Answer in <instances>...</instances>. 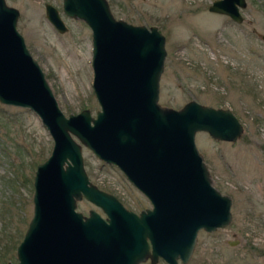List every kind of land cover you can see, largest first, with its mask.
<instances>
[{"label": "water", "instance_id": "water-1", "mask_svg": "<svg viewBox=\"0 0 264 264\" xmlns=\"http://www.w3.org/2000/svg\"><path fill=\"white\" fill-rule=\"evenodd\" d=\"M208 11L242 22L247 0H211ZM108 0H62L63 12L92 30V86L100 109L67 117L56 102L40 63L17 29L19 10L0 0V102L30 108L53 137L50 156L36 164L33 215L17 245V264H139L160 256L167 264L189 261L197 231L231 221V198L212 184L198 148L197 131L236 141L243 130L229 108L189 100L161 105L160 75L165 36L151 25L115 18ZM46 18L67 27L59 10L45 4ZM116 165L150 199L139 213L92 184L82 145ZM96 210L76 209L83 198ZM9 264H12L9 262Z\"/></svg>", "mask_w": 264, "mask_h": 264}, {"label": "rangeland", "instance_id": "rangeland-1", "mask_svg": "<svg viewBox=\"0 0 264 264\" xmlns=\"http://www.w3.org/2000/svg\"><path fill=\"white\" fill-rule=\"evenodd\" d=\"M19 10L17 30L43 68L61 111L95 116L100 109L92 89V30L63 12L62 0H5ZM59 10V31L46 17L45 4ZM115 18L165 36L160 77L161 105L179 108L189 100L229 108L243 125L236 141L195 137L212 184L231 198V221L211 232L200 229L189 261L178 264H264V0H247L242 22L208 11L211 0H108ZM53 137L30 108L0 102V264H17V245L33 215L36 164L53 148ZM82 145L92 184L116 195L135 213L149 199L116 165ZM76 209H101L86 198ZM146 259L139 264H147ZM149 262V261H148ZM155 264H167L161 259Z\"/></svg>", "mask_w": 264, "mask_h": 264}, {"label": "flooded vegetation", "instance_id": "flooded-vegetation-1", "mask_svg": "<svg viewBox=\"0 0 264 264\" xmlns=\"http://www.w3.org/2000/svg\"><path fill=\"white\" fill-rule=\"evenodd\" d=\"M91 183H92V182H91ZM96 185H97V184H96ZM99 188H100V187H99ZM100 189H101V188H100ZM101 190H102V189H101ZM102 191H104V192L106 191L107 193L112 194V193H110L109 191H107V190H105V189L102 190ZM139 191H140V189H139ZM140 192H141V191H140ZM142 193L144 194V192H142ZM112 195H113V194H112ZM113 196L116 197V198L118 199V197H117L116 195H113ZM144 196H145L146 198H148L147 195L144 194ZM84 198H85V197H84ZM148 199H149V198H148ZM87 200H88V199H87ZM118 200H119V199H118ZM149 200H150V199H149ZM119 201H120V200H119ZM90 202H91V201H90ZM149 202H150V201H149ZM120 203H121V201H120ZM91 204H92V203H91ZM121 204H122V203H121ZM92 205H93V204H92ZM96 206H97V205H96ZM123 206H124V205H123ZM98 207H99V206H98ZM124 207H125V206H124ZM99 208H100V207H99ZM125 208H127V207H125ZM148 208H152V207H147L146 209H141L140 211H142V210L146 211ZM90 209H92V208H90ZM90 209L88 210L87 213H85V214L82 213V216H84V217H85V216H88V215L90 214ZM100 209H101V208H100ZM128 209H130V208H128ZM131 210H132V209H131ZM133 211H134V210H133ZM140 211H138L137 213H139ZM81 212H82V211H81ZM96 212H97L98 215H101V216L103 217L104 220L107 219L108 215L105 214V213L102 211V209H101V211L96 210ZM134 213H135V212H134ZM137 213H136V214H137ZM200 229L205 230L204 228H200ZM198 232H199V230L197 231V234H198ZM160 258H161V259H164V258L161 257V256H160ZM160 258H159V260H160ZM106 260H107V259L103 256L102 258H100V259L98 260V264H106ZM150 260H151V259H150V257H149V260H148L149 262L147 261V264H150ZM164 260H165V259H164ZM178 262H179V263H183V262H182V259H178Z\"/></svg>", "mask_w": 264, "mask_h": 264}]
</instances>
